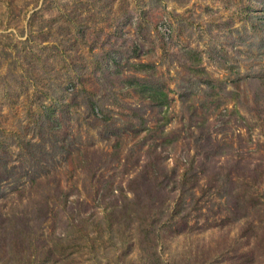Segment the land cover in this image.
<instances>
[{
	"label": "rangeland",
	"instance_id": "1",
	"mask_svg": "<svg viewBox=\"0 0 264 264\" xmlns=\"http://www.w3.org/2000/svg\"><path fill=\"white\" fill-rule=\"evenodd\" d=\"M0 264H264V0H0Z\"/></svg>",
	"mask_w": 264,
	"mask_h": 264
}]
</instances>
